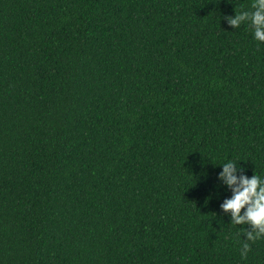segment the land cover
<instances>
[{
	"label": "trees",
	"instance_id": "trees-1",
	"mask_svg": "<svg viewBox=\"0 0 264 264\" xmlns=\"http://www.w3.org/2000/svg\"><path fill=\"white\" fill-rule=\"evenodd\" d=\"M252 3L0 0V264H264L220 208L264 176Z\"/></svg>",
	"mask_w": 264,
	"mask_h": 264
},
{
	"label": "clouds",
	"instance_id": "clouds-1",
	"mask_svg": "<svg viewBox=\"0 0 264 264\" xmlns=\"http://www.w3.org/2000/svg\"><path fill=\"white\" fill-rule=\"evenodd\" d=\"M227 21L236 29L241 24L250 25L254 39L264 42V0H253L251 11L236 12L235 16L227 17ZM239 161L220 163L219 179L232 191L231 197L224 199L220 208L231 214V224L251 226L244 231L246 238L240 252L242 258H247L251 251L248 242L264 239V176L254 174L249 177Z\"/></svg>",
	"mask_w": 264,
	"mask_h": 264
}]
</instances>
